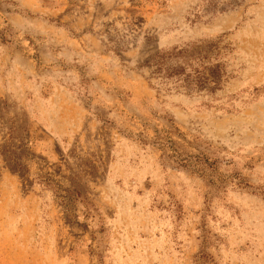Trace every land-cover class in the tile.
<instances>
[{
	"label": "rangeland",
	"instance_id": "obj_1",
	"mask_svg": "<svg viewBox=\"0 0 264 264\" xmlns=\"http://www.w3.org/2000/svg\"><path fill=\"white\" fill-rule=\"evenodd\" d=\"M0 264H264V0H0Z\"/></svg>",
	"mask_w": 264,
	"mask_h": 264
},
{
	"label": "trees",
	"instance_id": "obj_2",
	"mask_svg": "<svg viewBox=\"0 0 264 264\" xmlns=\"http://www.w3.org/2000/svg\"><path fill=\"white\" fill-rule=\"evenodd\" d=\"M156 61H153L152 63H147L149 64V66H155L156 67V73H161L163 70V66H165V60L163 56H155ZM154 59V60H155ZM172 74L169 72H165V76H171ZM213 78V77H212ZM207 83H212V84H216L215 81H211L210 79H206ZM1 155L4 158V161L6 162V166L7 168L12 171L15 172L17 170H24V168L21 165V162L19 159H17L15 157V154L7 147V146H3L2 150H1Z\"/></svg>",
	"mask_w": 264,
	"mask_h": 264
}]
</instances>
